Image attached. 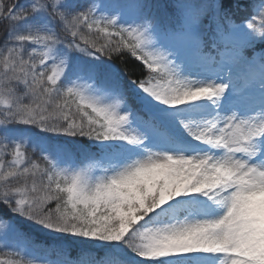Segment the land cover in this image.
<instances>
[{
  "label": "snow or ice",
  "instance_id": "obj_1",
  "mask_svg": "<svg viewBox=\"0 0 264 264\" xmlns=\"http://www.w3.org/2000/svg\"><path fill=\"white\" fill-rule=\"evenodd\" d=\"M0 26V264H264V0H0Z\"/></svg>",
  "mask_w": 264,
  "mask_h": 264
},
{
  "label": "trees",
  "instance_id": "obj_2",
  "mask_svg": "<svg viewBox=\"0 0 264 264\" xmlns=\"http://www.w3.org/2000/svg\"><path fill=\"white\" fill-rule=\"evenodd\" d=\"M5 4H11L16 2V0H3ZM20 3H25L26 0H19ZM259 2V0H257ZM3 32L2 26H0V33ZM115 39V38H114ZM103 42V40H101ZM3 47V40H2V35H0V48ZM30 50V48L26 49V52ZM124 64H120V59L115 58L113 60V63H116L120 67H127L131 73V78L132 79H141V78H148L149 75H155L154 73H150L149 70L142 64L141 61H138L134 59L133 57L130 56V54L125 53L124 55ZM27 156L29 160H36L38 163H40L42 166L44 165V161L40 157V152L39 150H33V148L28 147L27 148ZM6 159H10V157H6ZM3 251H6L3 247L0 246V255H2ZM14 258H19V257H14Z\"/></svg>",
  "mask_w": 264,
  "mask_h": 264
},
{
  "label": "rangeland",
  "instance_id": "obj_3",
  "mask_svg": "<svg viewBox=\"0 0 264 264\" xmlns=\"http://www.w3.org/2000/svg\"><path fill=\"white\" fill-rule=\"evenodd\" d=\"M3 229H0V234H2L3 233ZM0 245L1 246H3V242L2 241H0ZM40 248H42V247H38L37 249H35V251L33 252V256H35V257H44L46 254H42V255H38L39 254V249Z\"/></svg>",
  "mask_w": 264,
  "mask_h": 264
}]
</instances>
